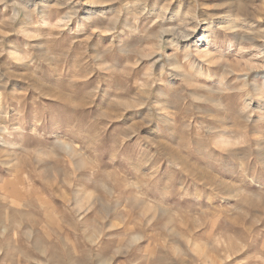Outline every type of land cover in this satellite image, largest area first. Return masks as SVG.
Wrapping results in <instances>:
<instances>
[{
    "label": "rangeland",
    "instance_id": "1",
    "mask_svg": "<svg viewBox=\"0 0 264 264\" xmlns=\"http://www.w3.org/2000/svg\"><path fill=\"white\" fill-rule=\"evenodd\" d=\"M0 264H264V0H0Z\"/></svg>",
    "mask_w": 264,
    "mask_h": 264
}]
</instances>
